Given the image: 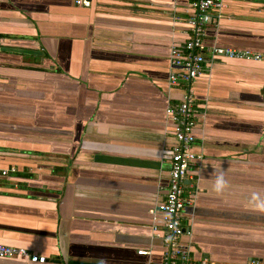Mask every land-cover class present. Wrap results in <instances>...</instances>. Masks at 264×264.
I'll use <instances>...</instances> for the list:
<instances>
[{
  "label": "crops",
  "instance_id": "obj_1",
  "mask_svg": "<svg viewBox=\"0 0 264 264\" xmlns=\"http://www.w3.org/2000/svg\"><path fill=\"white\" fill-rule=\"evenodd\" d=\"M190 1L0 0V170L16 169L0 178V244L45 264L162 263L151 211L175 145L165 111L185 94L168 74ZM207 40L264 53V0H224ZM191 88L201 160L181 241L206 264L264 261V62L208 60Z\"/></svg>",
  "mask_w": 264,
  "mask_h": 264
},
{
  "label": "built area",
  "instance_id": "obj_2",
  "mask_svg": "<svg viewBox=\"0 0 264 264\" xmlns=\"http://www.w3.org/2000/svg\"><path fill=\"white\" fill-rule=\"evenodd\" d=\"M73 3L79 8H89L92 0H73ZM223 7L224 0L190 1L189 8L193 12L187 22L190 35L182 45L173 46L170 50L168 84L170 87L183 88L185 94L181 101L169 104L165 111L166 120L172 127L175 145L169 153L170 167L165 199L151 211L162 228L164 251L161 264H206V261H197L189 247L181 241L186 235L184 212L195 198V194L186 191L185 183L201 160V156L193 151L198 110L192 83L203 75L208 60L221 57L264 62V53L210 46L207 43L210 27L217 26ZM15 171L14 167L0 170V178ZM138 254L145 255L146 252L139 251ZM11 258L25 259L34 264L46 263V258L30 254L25 249L0 244V259ZM246 264H264V261L252 260Z\"/></svg>",
  "mask_w": 264,
  "mask_h": 264
},
{
  "label": "clouds",
  "instance_id": "obj_3",
  "mask_svg": "<svg viewBox=\"0 0 264 264\" xmlns=\"http://www.w3.org/2000/svg\"><path fill=\"white\" fill-rule=\"evenodd\" d=\"M220 184H221V180H217V187H219L220 186Z\"/></svg>",
  "mask_w": 264,
  "mask_h": 264
}]
</instances>
